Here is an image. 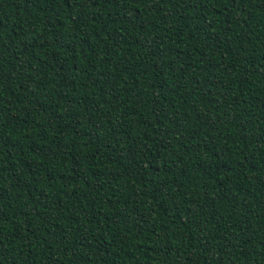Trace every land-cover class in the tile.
<instances>
[{"label":"trees","instance_id":"16d2710c","mask_svg":"<svg viewBox=\"0 0 264 264\" xmlns=\"http://www.w3.org/2000/svg\"><path fill=\"white\" fill-rule=\"evenodd\" d=\"M0 264H264V0H0Z\"/></svg>","mask_w":264,"mask_h":264}]
</instances>
